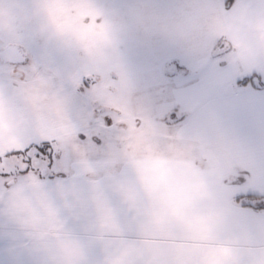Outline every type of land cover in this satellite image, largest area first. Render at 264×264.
I'll return each mask as SVG.
<instances>
[{"label":"crops","instance_id":"crops-1","mask_svg":"<svg viewBox=\"0 0 264 264\" xmlns=\"http://www.w3.org/2000/svg\"><path fill=\"white\" fill-rule=\"evenodd\" d=\"M217 1L214 22L231 46L226 61L234 64L240 78L264 74V13L249 12V0H239L235 13L228 11L238 0L231 7L225 6L226 0ZM210 64L204 61L199 66ZM0 90L2 123L12 106L5 88ZM192 106L178 122V136L190 144H130L125 149L129 154L116 148L111 161L94 158L93 170L65 168L63 173L41 177L52 187L68 182L57 186L56 199L35 178L18 183L12 193L18 226L7 224L0 215V264H42L43 256L49 264H157L163 251L161 238L168 240L171 254L181 259L194 256L199 264H240L242 257L264 255V243L256 239L264 235V215L251 213L264 211V203L247 206L237 199L248 194L264 197V185L239 192L240 206L233 199L251 167L258 168L264 160V86L245 84L240 90L193 99ZM14 114L13 121L0 128V153L15 148L12 157L31 144L9 145L12 141L3 140L34 134L18 126L14 118H21ZM220 145L226 159L213 153L222 150ZM215 156L224 160L218 162ZM4 160L0 156L1 164ZM0 183V192L5 193L2 175ZM68 197L86 213L80 228L72 222L59 223ZM21 212L25 216L18 221ZM12 231L18 233L15 240L7 235ZM23 231L31 234L41 253L21 247Z\"/></svg>","mask_w":264,"mask_h":264},{"label":"rangeland","instance_id":"rangeland-1","mask_svg":"<svg viewBox=\"0 0 264 264\" xmlns=\"http://www.w3.org/2000/svg\"><path fill=\"white\" fill-rule=\"evenodd\" d=\"M198 1L0 0V47L8 41L19 43L28 56L21 64L0 60V87L7 91L13 111L0 128L17 112V125L34 133L3 143L38 146L46 141L49 150L62 147L61 163L73 171L93 170L94 158L111 161L117 149L129 154L125 149L130 144H190L178 136V122L194 107L192 100L245 87L235 83L240 77L225 58L231 46L214 22L218 1L200 6ZM170 6L174 14L178 6L187 8L190 23L178 26ZM168 30L173 35L168 42L153 38L154 32ZM204 61L210 66H199ZM166 66L176 68L178 76L167 75ZM185 68L192 77H182L179 72ZM220 147L213 153L225 158ZM38 154L34 147L5 159L0 175L16 169L18 160ZM217 157L218 162L224 160ZM244 185L237 194L252 192ZM255 200L256 205L264 203ZM20 216L25 214L21 212L18 221Z\"/></svg>","mask_w":264,"mask_h":264},{"label":"snow or ice","instance_id":"snow-or-ice-1","mask_svg":"<svg viewBox=\"0 0 264 264\" xmlns=\"http://www.w3.org/2000/svg\"><path fill=\"white\" fill-rule=\"evenodd\" d=\"M239 9H240V3L238 0V2L232 7L231 11L228 12L235 13ZM248 11L264 13V0H249ZM14 149L15 148H10L7 151L0 153V156L4 157L5 159L12 157L14 155ZM41 151H43V149H41ZM38 159L39 158L36 157V158H30L29 160L26 161L22 158L18 162V168L21 173L20 179L19 180L11 179L5 181L6 184L5 193H0V203L3 204V207H0V214H2L5 217L6 223L9 225L18 226L14 216L13 201H12V193L14 192L18 183L28 178H35L39 180L41 184L50 191V193L53 194L54 199L57 198L55 195L57 186L60 184L68 183V182L60 181L57 182V185L55 187H52L49 185V183L46 180L41 179V168L37 163ZM68 170L69 169H66V171ZM250 171H251V175L245 177L244 186L245 187L249 185L253 186L254 184L264 185V160L261 161L260 166L258 168L253 166L251 167ZM237 191L233 193V199L236 203H237L236 201ZM60 212L62 213V216L58 217V219L61 226L67 225L69 222H72L78 228L83 226V220L86 213L82 208V206L77 202L73 201L70 197L65 199V204L60 209ZM251 213L264 215V211H261L259 213H254V212ZM7 235L10 236L13 240H15L18 237V233H16L15 231L9 232L7 233ZM23 236L25 237V240L24 243L21 245V247L24 250H26L28 253H41L31 234L23 231ZM256 239L264 243V235L257 236ZM158 242L161 245L163 251L160 259L157 261V264H199V260L194 256L181 259L180 257L171 254L167 250L168 240L166 238H161ZM42 264H49L48 259L44 256H43ZM240 264H264V255H257L251 258L242 257Z\"/></svg>","mask_w":264,"mask_h":264},{"label":"trees","instance_id":"trees-1","mask_svg":"<svg viewBox=\"0 0 264 264\" xmlns=\"http://www.w3.org/2000/svg\"><path fill=\"white\" fill-rule=\"evenodd\" d=\"M236 0H226V7H231L233 4H234V2H235ZM202 3H204V5H205V3H208V0H202L201 2H200V4H202ZM196 4L198 5V6H200V4H199V1L198 2H196ZM208 5H209V3H208ZM180 6V5H179ZM178 6V10H179V12H178V14L176 13V14H174L173 13V8L170 6V16H173V17H177V25L178 26H181V24L184 26L185 24H187V23H190V18H189V10L187 9V8H185L184 6L182 7V8H180ZM208 7H206V9H207ZM168 11H169V9H168ZM205 12H206V10H205ZM152 18V17H151ZM196 31V30H195ZM162 32H158L156 35H155V32H154V34H153V38H155V37H157L158 38V40H160L159 39V37L160 38H162V40L164 39V38H166L167 39V42H168V39L169 38H171V37H173V35H172V33L168 30L167 31V33H162ZM230 44V43H229ZM18 46L19 45V43H15V42H6L5 43V46H3V47H0L1 48V50L3 49V48H5L6 46ZM20 46V45H19ZM219 49V48H218ZM221 49H224V47H221L219 50H221ZM218 54V53H217ZM28 58V57H27ZM35 59H36V57H35ZM0 60H2V61H9V62H6V63H10V62H12V64H21V63H25V60H21V61H18L17 59L15 60V59H7V58H0ZM28 60V59H27ZM27 62V61H26ZM35 63H36V60L34 61ZM156 67H157V65H156ZM167 67V69H166V74L167 73H169V75H173L174 74V76H178V74H177V70H176V68H174V67H170V66H166ZM178 68V67H177ZM158 69V68H157ZM186 69V68H185ZM187 70V69H186ZM186 70H181L179 73H182L183 72V75L184 76H182V77H184V78H186V77H188L189 75H192V74H189L190 72H191V70H187L188 72L186 73L185 71ZM162 72H163V70H162ZM168 75V74H167ZM264 77L262 76V74H260L259 72H254V73H252V74H249V75H247V76H245V77H243V78H241L240 80H238L241 84H251L253 87L254 86H259V85H261V86H264V79H263ZM230 90V89H229ZM223 93V92H222ZM224 93H226V92H224ZM182 117H185V116H182ZM37 145L38 146H36V144H33V145H30L28 148H26V150H24V151H28V150H34V147H37L38 149H39V154L38 155H36V157H38L39 159V161H41V159H43V163L42 164H39V167L41 168V177H46V176H55L56 174H59V172H61L62 171V173H63V171H64V169L66 168V166H65V163H63L64 162V159L62 158V155H64V152H65V150L61 147V148H59V151L58 150H56V149H47L46 148V141H43V142H39V143H37ZM33 147V148H32ZM41 149H43V151H41ZM49 150V151H48ZM46 151H47V155L46 156H44L45 155V153H46ZM58 151V152H57ZM50 152V153H49ZM42 154H44L43 156H42ZM30 156L31 155H29V158H23V159H27V160H29L30 159ZM41 158V159H40ZM26 160V161H27ZM61 160L63 161L62 163H61ZM18 161H20V160H18ZM17 161V162H18ZM38 162V161H37ZM42 162V161H41ZM55 170H56V172H55ZM55 172V173H54ZM20 175H21V173H20V170H19V168H18V166L16 167V169H14V170H11V171H7V172H4V174H2V176H3V179H4V185H6L5 184V181L6 180H11V179H14V180H19L20 179ZM250 197H257V198H264V197H262V196H260V195H254V194H248L246 197H245V195H240V196H238V201H241V203H243V204H245V205H247V206H255L254 205V203L252 202V200L250 199ZM246 198V200H248V201H243L244 199ZM262 206V205H261Z\"/></svg>","mask_w":264,"mask_h":264},{"label":"flooded vegetation","instance_id":"flooded-vegetation-1","mask_svg":"<svg viewBox=\"0 0 264 264\" xmlns=\"http://www.w3.org/2000/svg\"><path fill=\"white\" fill-rule=\"evenodd\" d=\"M4 49V48H3ZM0 51L1 58H7V59H19L20 54L16 52L17 49L11 50V49H4Z\"/></svg>","mask_w":264,"mask_h":264},{"label":"water","instance_id":"water-1","mask_svg":"<svg viewBox=\"0 0 264 264\" xmlns=\"http://www.w3.org/2000/svg\"><path fill=\"white\" fill-rule=\"evenodd\" d=\"M11 50H14V49H11ZM16 52H18L17 50H16ZM23 59V57L22 56H20V58L18 59V60H22ZM16 60V59H15Z\"/></svg>","mask_w":264,"mask_h":264}]
</instances>
